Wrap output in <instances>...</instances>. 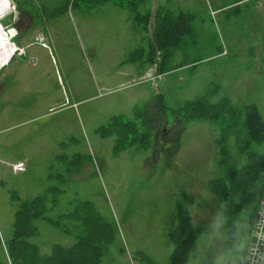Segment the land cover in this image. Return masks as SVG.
Instances as JSON below:
<instances>
[{"label": "rangeland", "instance_id": "1", "mask_svg": "<svg viewBox=\"0 0 264 264\" xmlns=\"http://www.w3.org/2000/svg\"><path fill=\"white\" fill-rule=\"evenodd\" d=\"M10 1L16 20L7 30L15 33L13 45L25 51L0 69V264H13L7 243L20 205L50 187L61 192L48 217L58 220L88 202L114 228L115 241L102 264H170V232L180 201L200 230L189 264L235 262L247 250L250 206L238 223V251L232 252L220 224L222 205L207 189L222 174L219 127L170 116L156 130L153 148L118 154L116 136L105 137L101 127L117 115L133 119L134 109L157 94L172 109L208 95L212 103L223 98L236 107L255 103L264 116V0H174L182 4L169 5L172 11L192 13V31L167 62L194 65L165 71L158 88L143 73L149 67L157 75L159 57L169 52L158 48L155 34L149 37L130 11L111 3L32 0L35 17L19 0ZM152 1L146 0L143 12ZM217 46L223 56H216ZM139 66L137 75L125 76ZM254 148L264 153V144ZM230 149L243 164L234 139ZM77 155L82 166L68 173ZM183 191L193 197V206L181 199ZM61 223L34 221L38 234L30 241L42 256L54 245L75 244L82 226L70 218Z\"/></svg>", "mask_w": 264, "mask_h": 264}, {"label": "trees", "instance_id": "2", "mask_svg": "<svg viewBox=\"0 0 264 264\" xmlns=\"http://www.w3.org/2000/svg\"><path fill=\"white\" fill-rule=\"evenodd\" d=\"M19 1L23 9L37 17V8L32 0ZM76 1L81 4L84 1L86 7L112 3L130 11L134 19L143 21L146 27L150 22L151 13L142 11L146 0H74ZM192 19V13H173L165 6L158 7L155 13L158 48L169 52L171 47L181 45L184 36L192 31ZM168 54L161 57L162 66ZM158 74L164 75L163 72ZM144 103L143 109H134L133 119L117 115L101 127L105 137L116 136L114 153L118 154L130 147H136L139 151L150 150L154 147L156 130L163 123L162 120L169 124L172 121L170 116L173 121L183 124L194 120L214 122L220 131L219 163L222 174L209 180L207 189L222 205L220 224L226 232L227 243L232 252H237L239 246L234 242L239 232L238 223L244 220L243 216L250 209L248 221L252 229L259 209V199L264 191V153L254 148L264 144V116L259 106L250 103L236 107L228 98L212 103L208 95L188 101L177 109L168 107L161 94H157L153 101ZM232 139L238 151L244 155L245 162L241 165L230 149ZM82 162L80 156H75L69 162L68 173L79 169ZM60 192L58 187H50L45 194L20 205L15 214L12 238L7 243V253L13 264H102V258L115 241L114 228L88 202L76 206L71 213L61 215L58 220L48 217V212L59 202ZM181 199L187 205L195 204L193 197L186 191L181 193ZM247 206L250 208L245 210ZM63 218L73 219L82 226V230L75 234V244L70 247L54 245L50 255L42 256L39 246L30 241L38 234L34 221L43 219L57 227L62 225ZM64 231L70 233L66 228ZM199 236L200 230L190 209L181 201L178 202L176 226L170 232V240L174 245L170 264H189L190 255L198 251ZM245 256L243 253L229 264H244Z\"/></svg>", "mask_w": 264, "mask_h": 264}, {"label": "crops", "instance_id": "3", "mask_svg": "<svg viewBox=\"0 0 264 264\" xmlns=\"http://www.w3.org/2000/svg\"><path fill=\"white\" fill-rule=\"evenodd\" d=\"M112 4V3H111ZM181 4H182V2H177V1H174V0H166V1H164V2H162L161 3V1H158V0H154V1H152V6H151V9L150 10H148V12L149 13H151V18H150V22H149V24H148V26L146 27L145 26V24H144V22L143 21H138V20H135L134 19V21H135V23H138V24H141L142 25V27H143V29H144V31L147 33V35L150 37V34L152 35H154L155 34V38H157L156 37V21H155V13H156V11H157V9H158V7H160V6H165V7H167V9L168 10H170L171 12H176V13H180V12H177V11H172L171 9H172V7L171 6H169V5H174V6H176L177 8H179V7H181ZM236 4H238V3H236ZM116 6V5H115ZM117 7V6H116ZM178 11H182V10H178ZM146 12V11H145ZM184 13H189V11H187V12H185L184 11ZM132 17V16H131ZM137 25V24H136ZM154 40H156V39H151L150 38V44H153V42H154ZM16 45V44H15ZM178 47H171L170 48V50H169V54L168 55H171L170 57L171 58H173V57H176L175 55H174V50L175 49H177ZM23 49V48H22ZM219 46H217V49H216V51H217V53L219 52ZM224 50V49H223ZM253 52V55L255 56V51H252ZM214 53H215V51H214ZM220 53V54H219ZM216 56H223V54H224V52H219ZM183 63V64H182ZM182 63H179V64H170V63H168L167 62V59L166 60H164V62H163V66H162V62H161V57H160V64H159V67H158V73H160V72H163V73H166L165 71H168L170 74H172V73H175V72H177V71H179L180 69H183V68H189L190 67V69H191V67L194 65V64H188V62L186 63H184V62H182ZM183 65H185L184 67H182V68H180L181 66H183ZM133 66H134V64H133ZM4 67V66H3ZM142 68V66H139V67H137V69L135 70V73H132V72H127V73H125V76H129V77H132V76H134V75H137L138 74V71L140 70ZM1 69V68H0ZM155 71V70H154ZM151 72H152V69L150 70L149 69V67L147 68H145V71H144V75H147V77L149 76V77H151V76H154L153 74H151ZM190 74H191V76H192V71H190ZM154 85V84H153ZM155 86V85H154ZM156 87V86H155ZM156 88H158V84H157V87ZM250 239H251V232H250V238H249V241H248V244H247V249H248V246H249V242H250ZM245 254L247 253V250L244 252Z\"/></svg>", "mask_w": 264, "mask_h": 264}, {"label": "built area", "instance_id": "4", "mask_svg": "<svg viewBox=\"0 0 264 264\" xmlns=\"http://www.w3.org/2000/svg\"><path fill=\"white\" fill-rule=\"evenodd\" d=\"M24 51H25L24 49H19L16 46V53L20 52V54H24ZM163 76H164L163 74H157L149 77V80L157 87L158 84L157 81H161L163 79ZM22 168L23 166L22 164H20L15 166L14 170L20 171ZM263 256H264V191L259 199V209L256 220L252 227L251 239L245 256L244 264H261Z\"/></svg>", "mask_w": 264, "mask_h": 264}, {"label": "bare ground", "instance_id": "5", "mask_svg": "<svg viewBox=\"0 0 264 264\" xmlns=\"http://www.w3.org/2000/svg\"><path fill=\"white\" fill-rule=\"evenodd\" d=\"M13 12V5L10 0H0V20ZM13 30H7L0 23V68L8 64L16 53V46L12 43Z\"/></svg>", "mask_w": 264, "mask_h": 264}, {"label": "water", "instance_id": "6", "mask_svg": "<svg viewBox=\"0 0 264 264\" xmlns=\"http://www.w3.org/2000/svg\"><path fill=\"white\" fill-rule=\"evenodd\" d=\"M16 20V14H14L13 12L9 13L7 16L3 17L0 20V23L3 27H5L6 29L10 26H13ZM261 264H264V256L262 259Z\"/></svg>", "mask_w": 264, "mask_h": 264}, {"label": "flooded vegetation", "instance_id": "7", "mask_svg": "<svg viewBox=\"0 0 264 264\" xmlns=\"http://www.w3.org/2000/svg\"><path fill=\"white\" fill-rule=\"evenodd\" d=\"M251 231H252V229H251Z\"/></svg>", "mask_w": 264, "mask_h": 264}]
</instances>
